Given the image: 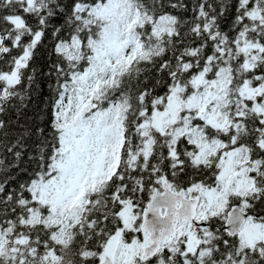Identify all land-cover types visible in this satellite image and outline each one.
<instances>
[{
    "label": "snow or ice",
    "instance_id": "1",
    "mask_svg": "<svg viewBox=\"0 0 264 264\" xmlns=\"http://www.w3.org/2000/svg\"><path fill=\"white\" fill-rule=\"evenodd\" d=\"M0 264H264V0H0Z\"/></svg>",
    "mask_w": 264,
    "mask_h": 264
},
{
    "label": "trees",
    "instance_id": "2",
    "mask_svg": "<svg viewBox=\"0 0 264 264\" xmlns=\"http://www.w3.org/2000/svg\"><path fill=\"white\" fill-rule=\"evenodd\" d=\"M80 195H83V189L81 190V192L77 195V196H80ZM78 199H79V197H78ZM77 199V200H78ZM76 200H74L73 202H75ZM53 222H55V221H53Z\"/></svg>",
    "mask_w": 264,
    "mask_h": 264
},
{
    "label": "rangeland",
    "instance_id": "3",
    "mask_svg": "<svg viewBox=\"0 0 264 264\" xmlns=\"http://www.w3.org/2000/svg\"><path fill=\"white\" fill-rule=\"evenodd\" d=\"M78 197H79V196H76V197L74 198V200H77V199H78Z\"/></svg>",
    "mask_w": 264,
    "mask_h": 264
}]
</instances>
